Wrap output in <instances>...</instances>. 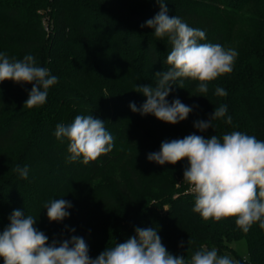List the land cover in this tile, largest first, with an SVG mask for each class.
Segmentation results:
<instances>
[{"label":"trees","instance_id":"trees-1","mask_svg":"<svg viewBox=\"0 0 264 264\" xmlns=\"http://www.w3.org/2000/svg\"><path fill=\"white\" fill-rule=\"evenodd\" d=\"M166 3L169 16L176 15L206 33L201 43L225 49L241 43L232 72L211 81L207 93L198 92L199 82L191 79L173 84L170 102L179 98L187 105L194 95L201 97L171 140L193 133L222 140L224 134L241 131L264 141V0ZM40 9L47 10L46 21ZM159 11L156 0H10L0 7V18L10 21L11 27L16 24L8 30L0 26V53L10 61L31 55L38 66L58 78L48 89L46 103L32 108L24 105L32 84L0 83V106L9 110L0 122V156L7 148L20 147L12 159L7 156L10 166L0 176V231L8 226L14 210L25 211L37 219L35 226L48 236L49 244L76 235L85 240L92 258L125 242L137 227L156 228L168 252L188 260L201 247L236 254L229 243L244 237L249 257L237 255L236 261L264 264V229L259 223L244 232L234 218L205 221L193 211L195 197L183 181L187 160L163 166L150 162L156 171L147 183L148 193L142 192L140 169L128 165L127 174L121 170L129 154L139 151L133 142L141 124H148L156 137L155 152L169 137L162 121L133 112L129 106L134 102L139 108L146 101L137 86L155 87V73L170 67L168 38H157L154 29L140 27ZM218 87L227 95L217 96ZM221 105L227 106V115L214 120L213 128L200 132L194 127L195 121H207ZM77 115L104 121L114 138L110 153L88 164L82 158L68 162V141L58 140L55 130L58 124H71ZM227 116L232 117L231 124L225 122ZM23 135L27 136L21 142ZM17 167L28 168L27 179L15 171ZM108 172L109 185L98 181ZM86 188L90 201L75 232L44 226L50 199L67 198Z\"/></svg>","mask_w":264,"mask_h":264},{"label":"clouds","instance_id":"clouds-1","mask_svg":"<svg viewBox=\"0 0 264 264\" xmlns=\"http://www.w3.org/2000/svg\"><path fill=\"white\" fill-rule=\"evenodd\" d=\"M156 3L160 11L140 27L154 29L157 38H168L172 48L166 63L170 67L155 73L158 78L155 87L137 86V92L142 93L146 101L139 108L134 102L129 106L142 116L150 114L159 121L175 125L186 120L193 109L179 98L169 103L167 97L173 84L191 79L199 82L198 92L207 93L211 81L232 72L237 52L220 44L201 43L206 39L203 30L190 27L176 15L169 16L166 0H156ZM6 80L32 84L24 104L29 108L45 104L48 89L58 82L47 68L36 64L33 56L10 61L7 54L0 53V83ZM215 94L224 97L227 92L218 87ZM226 115L227 106L221 105L207 121H195L194 127L205 132L213 128L214 120ZM225 122L231 124L232 117L227 116ZM55 136L58 140L67 139L70 163L81 158L84 164L94 162L114 147V138L106 130L104 121L92 115H77L67 126L58 124ZM147 159L161 166L187 160L183 181L195 197L193 211L205 221L234 218L236 226L244 232L255 223L264 229V141L254 135L233 131L224 134L221 140L216 135L206 139L193 133L182 139L163 141L160 150L149 153ZM15 171L22 178H28L27 167H17ZM71 207V202L63 198L49 201L45 205L49 222H62L69 217ZM9 220L8 226L0 231L3 264H235L230 257L218 255L215 248L201 247L190 260L172 255L154 227H137L135 235L125 242L106 247L92 258L82 237L71 235L69 239L53 240L49 244L48 236L37 229V219L32 215L14 210Z\"/></svg>","mask_w":264,"mask_h":264},{"label":"rangeland","instance_id":"rangeland-1","mask_svg":"<svg viewBox=\"0 0 264 264\" xmlns=\"http://www.w3.org/2000/svg\"><path fill=\"white\" fill-rule=\"evenodd\" d=\"M9 1L10 0H0V7L1 6L3 7L5 3ZM38 11L40 14L43 15L42 21H46L47 15L43 13H45L47 10L40 9ZM10 25H11L10 21H7V20L3 21V19L0 18V26L3 29L5 30H8L9 28L15 29L16 24H14V27H11ZM240 46H241V43L239 41H236L232 49L238 53L239 51L238 49L240 48ZM199 97H201L200 93H198L197 95H194L187 102V106L193 107L195 101H198ZM169 103L171 102L169 101ZM8 112L9 110L6 106H0V122L4 119L5 115H7ZM164 124L167 126L169 130L168 131L169 137L168 138L166 137L167 141H170L171 140L170 137L175 136L174 132L175 131L177 132L179 130L180 122L175 125L167 124V123H164ZM25 133H27V129ZM24 136H27V135H23V137L21 138V142L23 141ZM156 143H157L156 137L152 135L150 126L146 123L141 124L140 131L133 142L134 148L138 149L139 151L137 153L129 154L126 163L121 165V170L124 174L128 173L127 172V170L129 169L128 165L132 166L133 168L140 169L141 173L143 174L142 176L144 178V188L142 192H146V193H148L147 183L151 179V174H153L154 171H156V168L154 167V163L150 164V162L147 159V156L149 153L155 152L154 147L156 146ZM19 150H20V147L17 146L15 148H7L4 151H2V154H1L2 156H0V176L6 172V170L10 166L13 155L15 156V154H17ZM143 155H145V157H142ZM7 156L8 158H11V159H8ZM98 181L109 185L111 181L109 172L103 174V176ZM89 191L90 190L86 188L83 191L79 193H75L67 198L59 197V198H63L71 202L72 207L68 209L70 213L69 217L64 219L62 222H49L48 218H46V223L44 226L47 229L52 228V230L54 231H59V232H64V233H69L71 232V229H75L76 223L79 222L80 218L82 217L81 214L83 213V209L87 207L89 204V201H90ZM59 198L50 199V201L59 199ZM77 217L79 218L77 219ZM229 244L235 250L236 254L233 253L231 250H226L223 253L218 254V255L228 256L232 260H238L237 255H239L242 258L249 257V249H248V243H247L246 238L242 237L239 239H235L231 241ZM0 264H3L2 259H0Z\"/></svg>","mask_w":264,"mask_h":264},{"label":"built area","instance_id":"built-area-1","mask_svg":"<svg viewBox=\"0 0 264 264\" xmlns=\"http://www.w3.org/2000/svg\"><path fill=\"white\" fill-rule=\"evenodd\" d=\"M188 189H189V185H188ZM235 262V264H239L236 260H233Z\"/></svg>","mask_w":264,"mask_h":264}]
</instances>
